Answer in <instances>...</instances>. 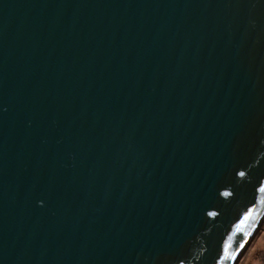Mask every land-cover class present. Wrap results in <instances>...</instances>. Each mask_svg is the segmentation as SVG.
Returning <instances> with one entry per match:
<instances>
[{
    "label": "water",
    "instance_id": "1",
    "mask_svg": "<svg viewBox=\"0 0 264 264\" xmlns=\"http://www.w3.org/2000/svg\"><path fill=\"white\" fill-rule=\"evenodd\" d=\"M263 218L264 0H0V264H236Z\"/></svg>",
    "mask_w": 264,
    "mask_h": 264
},
{
    "label": "rangeland",
    "instance_id": "2",
    "mask_svg": "<svg viewBox=\"0 0 264 264\" xmlns=\"http://www.w3.org/2000/svg\"><path fill=\"white\" fill-rule=\"evenodd\" d=\"M236 264H264V226L258 228L257 237L252 239Z\"/></svg>",
    "mask_w": 264,
    "mask_h": 264
},
{
    "label": "bare ground",
    "instance_id": "3",
    "mask_svg": "<svg viewBox=\"0 0 264 264\" xmlns=\"http://www.w3.org/2000/svg\"><path fill=\"white\" fill-rule=\"evenodd\" d=\"M257 230H258V228H257ZM251 241H252V239L248 240V242H247L246 246L244 247L243 251L249 246V244H250ZM243 251H242V252H243ZM241 254H242V253H241ZM240 256H241V255H240Z\"/></svg>",
    "mask_w": 264,
    "mask_h": 264
}]
</instances>
